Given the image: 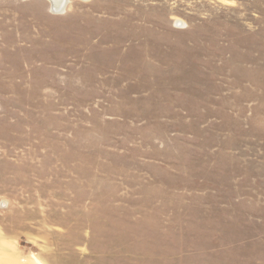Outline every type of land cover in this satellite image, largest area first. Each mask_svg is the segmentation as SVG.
Masks as SVG:
<instances>
[{"label":"rangeland","instance_id":"obj_1","mask_svg":"<svg viewBox=\"0 0 264 264\" xmlns=\"http://www.w3.org/2000/svg\"><path fill=\"white\" fill-rule=\"evenodd\" d=\"M264 264V0H0V264Z\"/></svg>","mask_w":264,"mask_h":264},{"label":"bare ground","instance_id":"obj_2","mask_svg":"<svg viewBox=\"0 0 264 264\" xmlns=\"http://www.w3.org/2000/svg\"><path fill=\"white\" fill-rule=\"evenodd\" d=\"M50 3L51 8L53 9L54 13H60L64 10L66 6V0H47ZM37 264H41L37 261Z\"/></svg>","mask_w":264,"mask_h":264}]
</instances>
